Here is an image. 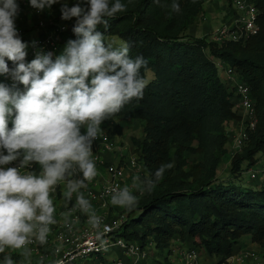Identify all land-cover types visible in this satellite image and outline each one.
I'll use <instances>...</instances> for the list:
<instances>
[{
    "label": "trees",
    "instance_id": "trees-1",
    "mask_svg": "<svg viewBox=\"0 0 264 264\" xmlns=\"http://www.w3.org/2000/svg\"><path fill=\"white\" fill-rule=\"evenodd\" d=\"M209 1L176 0L180 5L176 13L170 7L173 0H160V5L154 0H121L127 10L108 19L107 26H98L106 44L116 36L127 43L130 57L147 60V69H141L145 79L148 70L155 75L143 99L133 100L104 121L100 134L114 140L124 135V123L138 122L143 138H132L131 147L142 160L146 176L153 175L161 164H174L151 193L143 190L137 205L131 211L125 209L131 223L124 237L143 244L153 241L161 254L178 241L200 255L203 252L217 258L216 264H226L246 249L240 247L246 236L264 252V185L253 190L218 179L219 168L230 154L227 126L242 117L238 98L221 79L216 61L233 69L250 87L256 107V128L230 163V176L238 179L245 163L249 168L259 154H264V0H252L259 12L258 35L240 43H216L210 35L187 36ZM226 1L225 21L235 13L230 0ZM60 8L54 5V13ZM55 21L67 28L60 34L54 58L69 39L76 38V20L63 21L60 17ZM30 32L24 30V42ZM8 63L12 68V62ZM146 176L139 177L142 189ZM0 258L4 260V255Z\"/></svg>",
    "mask_w": 264,
    "mask_h": 264
},
{
    "label": "clouds",
    "instance_id": "clouds-1",
    "mask_svg": "<svg viewBox=\"0 0 264 264\" xmlns=\"http://www.w3.org/2000/svg\"><path fill=\"white\" fill-rule=\"evenodd\" d=\"M28 3L41 13L61 4V19H76V38L69 39L55 58L51 51L37 50L26 62L28 44L16 27L20 5L17 0H0V76L12 81L11 86L0 83V253L19 252L25 259L31 255L28 245L48 243L50 226L57 223L51 193L61 182L65 199L77 194L72 211L87 216L90 229L103 234L102 218L80 191L97 176L93 144L101 124L133 100L143 99L148 86L141 75L147 60L130 57L128 45L106 44L98 30L127 10L121 0H76L73 6L68 0ZM154 3L160 5V0ZM170 7L180 12L176 0ZM16 161L18 166L4 167ZM34 165L39 174L28 170ZM173 167V163L158 166L141 182L143 190L151 193ZM76 175L79 178L73 179ZM109 191L113 206L131 211L138 203L128 186ZM63 215L67 219L69 213ZM3 264L15 262L5 255Z\"/></svg>",
    "mask_w": 264,
    "mask_h": 264
},
{
    "label": "built area",
    "instance_id": "built-area-1",
    "mask_svg": "<svg viewBox=\"0 0 264 264\" xmlns=\"http://www.w3.org/2000/svg\"><path fill=\"white\" fill-rule=\"evenodd\" d=\"M20 5V13L16 22L24 20L26 11L30 5L28 0H17ZM235 13L228 17L224 24L214 31L210 39L216 43L246 42L258 35V8L252 0H230ZM44 12H37L33 18L38 21L35 25L39 35L33 44L28 47L30 52L26 59H34L37 50L51 51L55 53L57 45L61 41L60 34L67 26L56 21H45ZM51 32L48 34V28ZM17 27V26H16ZM18 29L20 37L24 40V31ZM220 71L226 75V83L238 98V112L241 120L231 125L228 129L229 159L231 160L241 153L249 134L257 125L256 107L251 97L250 87L238 79L237 74L231 68L226 67L221 61H216ZM4 82L11 86L9 77L2 76ZM23 89L22 85H19ZM6 154V152H5ZM93 159L96 163L97 176L80 191L92 204L93 210L102 218V235L98 236L87 225V216L77 211H72L76 204V193L69 201L61 196L63 182L51 193V198L56 206V224L50 226L51 233L48 243L39 245L33 243L27 247L31 255L25 259L19 252L6 250L2 255H11L15 264H202L201 255L193 248L171 245L170 250L161 254L156 243L148 241L145 244L137 240L124 237L127 226L131 223V216L124 208L111 204L110 189L119 186H128L133 195L138 197L143 194L142 186L137 177L146 176L145 166L140 157L132 152L130 146L119 144L116 139H111L106 133H101L93 144ZM19 161L4 167H16ZM29 171L39 174L40 168L34 165ZM250 179L259 185H264V158L256 159L249 170ZM78 179L79 175L72 177ZM135 181V186H134ZM64 213H69L67 219ZM67 225V226H66ZM103 242V246H102ZM60 251L57 254L56 249ZM0 264L3 259L0 258ZM226 264H264V252L254 249H242L231 257Z\"/></svg>",
    "mask_w": 264,
    "mask_h": 264
},
{
    "label": "rangeland",
    "instance_id": "rangeland-1",
    "mask_svg": "<svg viewBox=\"0 0 264 264\" xmlns=\"http://www.w3.org/2000/svg\"><path fill=\"white\" fill-rule=\"evenodd\" d=\"M213 2H219L220 6L222 7V13L221 14H217L216 11H212L206 3L205 7H204V13L203 16L201 17V21H211L212 23V31L214 32L216 31L218 28H220L224 22H223V18L226 16V5H227V1L226 0H211ZM76 0H68L69 6H73L75 4ZM57 6H61V4H56ZM221 11V10H220ZM44 18L45 21H55V19L60 18L61 17V12L59 11L58 13H54L53 11V7L50 10H45L44 11ZM36 15V10L32 9L31 7L29 8L28 11H26L25 16H24V20L22 21H34V29L37 28V26L35 25L37 22H40L37 20V18H33ZM225 15V16H224ZM32 16V17H31ZM72 20H76L75 18H73ZM200 24H198V26L200 27ZM216 29V30H215ZM23 30V29H22ZM24 31V30H23ZM26 31V30H25ZM38 31V30H37ZM212 34V33H211ZM210 34V36H211ZM201 35V34H200ZM108 44H111L114 48H119L122 47L124 45H127V43L114 36V37H110L108 39ZM27 53L30 52V49H26ZM219 75L221 77V79L226 80V75L223 71H219ZM155 75L154 72L152 70H148L146 72V79L148 80V83H150L153 79H154ZM124 135L121 137H117V141L119 144H125L130 146V148L132 149V152L134 151L133 146L132 145V138H136V139H142L143 138V130H142V126L140 125V123L138 122H132L129 121L126 124L124 123ZM231 127V125L227 126V130ZM228 148V147H227ZM264 158V154H259L256 159H262ZM230 169H231V165H230V159L228 157H226L224 159V161L222 162V165L219 168L218 171V179L223 182V183H230L233 182L236 186L241 187V188H246V189H253V190H257L261 188V185L257 184L256 182H253L250 179V173L249 170L251 169V167L247 168L246 163L244 164V172L241 175L240 178L238 179H233L230 176ZM61 191L59 192V194L61 196H64L63 193L65 191V186L63 184V186L61 187ZM133 194V192H132ZM240 244L246 246V248L248 249H254V250H258L260 252H263L261 247L256 245V244H252L250 241V237L246 236L243 237L240 241ZM253 245V246H252ZM201 258H202V264H216L218 259L217 258H209L208 256H206L203 252L201 254Z\"/></svg>",
    "mask_w": 264,
    "mask_h": 264
},
{
    "label": "crops",
    "instance_id": "crops-1",
    "mask_svg": "<svg viewBox=\"0 0 264 264\" xmlns=\"http://www.w3.org/2000/svg\"><path fill=\"white\" fill-rule=\"evenodd\" d=\"M219 4H220L219 2H213L210 0L209 3L207 4V6L212 11H216L217 14L218 13L221 14L222 13V9H221L222 7ZM224 19H225V17L223 18V22H225ZM33 22L34 21H18V22H16V26L19 29L31 31L30 33L27 34L29 40L25 41V43L28 44V47H30L33 44L35 38L39 35V31H37L38 29L37 28L34 29ZM199 23H201L200 27L198 26ZM211 29H212L211 21L206 20V21L202 22L200 20L198 23H196L195 25H193L192 27L189 28V30L187 31V36L189 38H203V37L209 36L211 33H213V32H211L212 31ZM250 241H251V239H250ZM172 245L173 246H176V245L184 246V245L180 244L178 241L173 242ZM246 246H248V245H245V246L241 245L240 247L246 248Z\"/></svg>",
    "mask_w": 264,
    "mask_h": 264
}]
</instances>
